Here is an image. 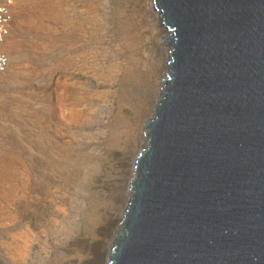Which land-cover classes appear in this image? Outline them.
Returning a JSON list of instances; mask_svg holds the SVG:
<instances>
[{
    "label": "rangeland",
    "instance_id": "obj_1",
    "mask_svg": "<svg viewBox=\"0 0 264 264\" xmlns=\"http://www.w3.org/2000/svg\"><path fill=\"white\" fill-rule=\"evenodd\" d=\"M152 7L14 0L0 44V264H107L167 71Z\"/></svg>",
    "mask_w": 264,
    "mask_h": 264
},
{
    "label": "water",
    "instance_id": "obj_2",
    "mask_svg": "<svg viewBox=\"0 0 264 264\" xmlns=\"http://www.w3.org/2000/svg\"><path fill=\"white\" fill-rule=\"evenodd\" d=\"M167 71L107 264H264V0H153Z\"/></svg>",
    "mask_w": 264,
    "mask_h": 264
},
{
    "label": "built area",
    "instance_id": "obj_3",
    "mask_svg": "<svg viewBox=\"0 0 264 264\" xmlns=\"http://www.w3.org/2000/svg\"><path fill=\"white\" fill-rule=\"evenodd\" d=\"M14 0H0V44L4 43L10 33L12 6ZM8 56L0 50V75L8 64Z\"/></svg>",
    "mask_w": 264,
    "mask_h": 264
},
{
    "label": "bare ground",
    "instance_id": "obj_4",
    "mask_svg": "<svg viewBox=\"0 0 264 264\" xmlns=\"http://www.w3.org/2000/svg\"><path fill=\"white\" fill-rule=\"evenodd\" d=\"M152 4H153V0H152ZM153 11H154V13H156L157 15H158V18H159V13H158V11L156 10V8L154 7V5H153ZM159 20H160V18H159ZM160 23H161V20H160ZM164 40V39H163ZM166 46H167V44H166ZM144 139V138H143ZM135 165V164H134ZM134 167V166H133ZM134 174V169H133V171H132V174H131V176H134L133 175Z\"/></svg>",
    "mask_w": 264,
    "mask_h": 264
}]
</instances>
